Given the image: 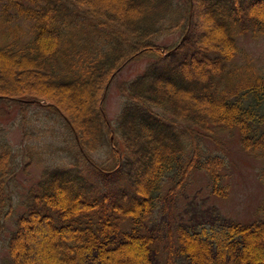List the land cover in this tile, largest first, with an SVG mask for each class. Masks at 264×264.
Instances as JSON below:
<instances>
[{
    "label": "trees",
    "instance_id": "16d2710c",
    "mask_svg": "<svg viewBox=\"0 0 264 264\" xmlns=\"http://www.w3.org/2000/svg\"><path fill=\"white\" fill-rule=\"evenodd\" d=\"M245 33L264 39V0H0V114L14 100L29 140L33 103L56 115L34 111L56 122L49 143L15 150L0 131L3 264H264V206L246 222L179 223L173 241L152 222L194 171L228 196L223 157L202 149L219 133L260 161L264 182V70L238 45ZM140 59L110 121L109 86ZM33 164L39 178L15 200Z\"/></svg>",
    "mask_w": 264,
    "mask_h": 264
},
{
    "label": "rangeland",
    "instance_id": "374dc122",
    "mask_svg": "<svg viewBox=\"0 0 264 264\" xmlns=\"http://www.w3.org/2000/svg\"><path fill=\"white\" fill-rule=\"evenodd\" d=\"M178 37V34L171 35L165 42L173 43L179 39ZM237 43L251 55L255 66L264 70V39L261 36L252 37L249 33H245L237 37ZM145 65V59L129 62L121 69L109 86L104 108L106 116L110 121L114 120L121 105V97L117 89L118 84L134 78L143 70ZM9 101V109L4 108L1 110L0 131L15 150L16 148L21 149L25 141H40L41 144L53 141L50 127L52 124L56 126V122L43 118L37 120L34 113L38 109L40 117L44 112L52 113V116H56L54 111L47 107V102L33 103L27 110L25 126L37 132L40 136L39 138L32 137L29 140V137L23 136L22 129L18 125L20 114L17 104L14 100ZM217 135L220 139L219 143L212 140H203L202 149L204 152L218 154L223 157L225 161V168L223 170L225 181H228L230 184L229 194L226 197H219L211 193L206 173L202 170L194 171L185 187L179 192L172 213L168 214V216H161L158 211H155L152 215V222L158 227L159 234L165 236L166 241L170 233L171 240H174L179 223H193L217 216L246 222L258 219L261 216L259 208L264 206V182L260 179L258 173L260 161L241 149L236 135L228 133H219ZM115 148L117 149L116 146ZM18 159L20 158L18 157ZM39 175L40 166L36 164L31 165L25 174L21 172L16 173L18 187L14 192L15 200L19 192L20 194L24 193L28 186L39 178ZM171 183L172 180L166 177L163 193ZM20 210L21 206L17 205L16 212ZM6 256L7 249L2 239L0 241V264H3ZM40 261L41 263L46 261L45 256H41ZM176 261L177 264H187L181 259H176ZM29 262L32 263L31 258Z\"/></svg>",
    "mask_w": 264,
    "mask_h": 264
}]
</instances>
